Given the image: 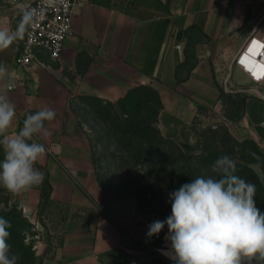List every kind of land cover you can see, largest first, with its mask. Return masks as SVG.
Masks as SVG:
<instances>
[{
	"label": "crops",
	"instance_id": "obj_1",
	"mask_svg": "<svg viewBox=\"0 0 264 264\" xmlns=\"http://www.w3.org/2000/svg\"><path fill=\"white\" fill-rule=\"evenodd\" d=\"M30 1L20 0L11 7L0 5V18L14 30L22 8ZM86 2L73 8L72 32L59 60L53 61L40 51L38 58L44 67L17 69L14 58L23 39L0 50V64L6 66L16 84L6 94L17 112L8 132L16 135L29 112L48 107L56 113L54 120L46 122L48 136L38 137L47 146H60H54L55 156L46 154L38 162L48 172L49 201L80 207L103 202L107 215L97 214L93 227H86L95 230L89 248L82 241V248L73 253L65 242L63 250L55 249L42 264H98L92 252L125 240L120 229L126 228L118 221V212L105 207L107 198L93 180L90 134L83 119L88 114L79 97L114 103L135 87L152 89L162 105L157 128L163 138L173 139L201 105L219 97L217 87L227 78L231 94L255 97L260 103L262 121L255 124L254 135L264 141V80L254 79L264 72L255 57L258 45L240 54L252 35L261 36L260 0ZM3 88L0 84V90ZM39 194L34 190L36 205Z\"/></svg>",
	"mask_w": 264,
	"mask_h": 264
},
{
	"label": "rangeland",
	"instance_id": "obj_2",
	"mask_svg": "<svg viewBox=\"0 0 264 264\" xmlns=\"http://www.w3.org/2000/svg\"><path fill=\"white\" fill-rule=\"evenodd\" d=\"M217 91L219 97H211V101L201 105L187 128L177 137L167 139V147L162 145V150L151 159H146L143 153L136 158L137 153L126 150L125 145L123 149L115 140L117 124L101 122L95 109L84 104L88 115L86 118L83 115V119L88 124L92 147L93 180L107 198L105 207L118 212L116 217L126 228L120 229L125 235L123 242L92 252L98 264H173L158 251L167 248L164 240L167 226L158 236L148 238V225L171 214L169 194L172 191L198 175H209L211 164L225 154L237 161V174L255 184L256 206L264 212V141L255 139L254 135L255 124L262 121L260 103L255 97L234 95L221 86ZM107 109L111 113L116 110ZM8 135L15 136L11 132ZM152 139H134L133 145L153 146ZM243 141L247 144L242 145ZM36 167L44 173L40 186L18 195L0 186V216L11 222L9 243L21 258L18 264H42L55 249L63 250L65 242L73 253L82 248V241L89 248L95 240V230L86 227H93L97 214L107 216L103 202L80 207L39 200L36 205L34 190L44 186L47 191L44 181H49L45 168L38 163Z\"/></svg>",
	"mask_w": 264,
	"mask_h": 264
},
{
	"label": "clouds",
	"instance_id": "obj_3",
	"mask_svg": "<svg viewBox=\"0 0 264 264\" xmlns=\"http://www.w3.org/2000/svg\"><path fill=\"white\" fill-rule=\"evenodd\" d=\"M57 2L46 0V6ZM45 10L25 5L14 30L0 18V50L22 40ZM0 84L5 89L0 93V186L18 195L44 180L36 164L50 149L38 137L48 136L46 122L54 120L56 113L48 107L29 112L16 135H8L17 112L6 95L14 82L3 64ZM209 171V175H198L169 194L171 214L149 224L146 236H158L167 226V248L158 251L173 264H264V212L256 206L255 184L237 174V161L226 154L218 157ZM11 226L0 216V264H18L21 259L9 243Z\"/></svg>",
	"mask_w": 264,
	"mask_h": 264
},
{
	"label": "built area",
	"instance_id": "obj_4",
	"mask_svg": "<svg viewBox=\"0 0 264 264\" xmlns=\"http://www.w3.org/2000/svg\"><path fill=\"white\" fill-rule=\"evenodd\" d=\"M260 1L263 7L260 16L261 36L256 38L255 35H252L244 45L240 54L244 55L248 53V49L254 47V45H258L255 57L261 63L260 65H262L264 64V0ZM19 2L20 0H0V5L11 7ZM85 4H87L86 0H58L55 6L47 7L46 0H31L27 5L37 9L45 7L46 10L40 16L38 22L33 24L25 33L23 40L19 44L14 58L15 67L17 69H26L33 65L44 67L45 65L38 58L40 51H45L53 61L59 60L64 42L72 32L73 8L74 6L82 7ZM175 48L180 51L181 46L177 44ZM254 79L256 81L264 80V72H261ZM221 87L226 92H231L233 89L228 83L227 78L222 80ZM15 88L16 84L14 83V87L8 89L7 93ZM3 92H5L4 88L0 90V93ZM54 146L47 147L50 149L48 152L49 155L55 156L57 154Z\"/></svg>",
	"mask_w": 264,
	"mask_h": 264
},
{
	"label": "trees",
	"instance_id": "obj_5",
	"mask_svg": "<svg viewBox=\"0 0 264 264\" xmlns=\"http://www.w3.org/2000/svg\"><path fill=\"white\" fill-rule=\"evenodd\" d=\"M78 99L82 101L83 104H86V106L94 108L101 122H109L112 125L115 123L117 124L116 129L118 133L116 134L118 135L115 137V140L118 144L122 145L123 149L125 145L126 150L136 152V158L143 153L146 159H151L154 157L155 153L162 150V145L166 146L169 143L167 139L161 136L157 128L158 113L162 105L158 94L152 89L144 86L135 87L114 103L103 101L95 97H79ZM107 107L111 110L116 109L117 112L114 110L115 112L111 113V111H108ZM186 128L187 126H183L180 133ZM142 137L153 138L151 142L154 147L151 144L145 147L141 144H138V147L134 146L133 140H139ZM241 144H247V141H243ZM44 185H46L47 191L44 186L40 187L39 198L40 201H49L51 191L49 181L45 180Z\"/></svg>",
	"mask_w": 264,
	"mask_h": 264
},
{
	"label": "snow or ice",
	"instance_id": "obj_6",
	"mask_svg": "<svg viewBox=\"0 0 264 264\" xmlns=\"http://www.w3.org/2000/svg\"><path fill=\"white\" fill-rule=\"evenodd\" d=\"M261 66L264 67V64H262Z\"/></svg>",
	"mask_w": 264,
	"mask_h": 264
}]
</instances>
